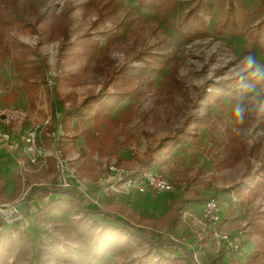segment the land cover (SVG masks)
I'll return each instance as SVG.
<instances>
[{
  "label": "rangeland",
  "instance_id": "374dc122",
  "mask_svg": "<svg viewBox=\"0 0 264 264\" xmlns=\"http://www.w3.org/2000/svg\"><path fill=\"white\" fill-rule=\"evenodd\" d=\"M195 1L155 12L137 0H0V72L10 74L3 85L20 88L16 60L37 79V101L51 109L54 125L74 123V152L98 150L129 171L162 172L172 184L156 195L170 194L163 208L142 206L138 214L121 210L115 194L91 197L97 176L82 170L76 199L87 210L57 190L42 203L33 189L69 190L58 184L52 159L42 176H9L8 185L18 178L15 188L5 190L1 179L0 264H209L222 248L207 227L184 217L199 218L192 208L208 198L227 204L222 224L240 243L217 264H264V51L244 36L213 34L227 0L205 16V37L180 41L174 26ZM243 1L254 11L251 25L264 16L259 0ZM91 96L92 108L82 107ZM176 131L186 139L174 146L166 139ZM32 192L36 202L10 216Z\"/></svg>",
  "mask_w": 264,
  "mask_h": 264
},
{
  "label": "crops",
  "instance_id": "0c3cea01",
  "mask_svg": "<svg viewBox=\"0 0 264 264\" xmlns=\"http://www.w3.org/2000/svg\"><path fill=\"white\" fill-rule=\"evenodd\" d=\"M7 59L8 58H4L3 59L4 62ZM16 68L18 71V75H20L19 89L16 88L11 89V87L3 85V82L8 80L7 77L10 76V74L9 75L5 74L4 71L0 72V120L3 119V117H6L7 115L12 116V119H10V123L8 125V128L12 133L11 140L7 143L0 145V180L1 179L4 180L1 185L4 186L5 190L8 189V186H10L9 188L11 187L15 188L17 185H19V181L17 177H16V182L14 184L8 185L9 182L8 177L11 175L16 176L19 174V172H21L20 173L21 175L24 172L23 175L25 177H27L28 179H33L34 177H36L34 175H36L35 173L37 172H39L38 174L41 176L45 174L49 164L39 171H35L31 165H28V163H26L27 166L25 167L22 165V162L24 161L25 158L21 151L23 133L31 127H37L39 131V141L48 149V151H51L55 146L60 147L64 151V153L67 154L68 158L75 159L79 163L80 171L82 170L87 175H90L92 179L95 175L98 177L95 178V183L93 182V184L91 185V191H89L91 197H96L95 195L96 193L99 194L100 197L106 196L109 193L115 194V197L113 198L112 201H114L118 205H122L121 207H119L121 210H130L138 214H141L142 206L144 208L145 207L151 208L150 206L152 204L154 205L155 208L157 207L163 208L164 205H166V203L164 202L166 198L170 199L169 193L157 197L156 195H162L163 193L153 195V193L151 194V192L137 193L135 191L136 193H132L133 192L132 191L131 194L130 193L128 194L122 191L114 192L110 190L109 184L111 181V177L108 171L104 169L103 164L106 165V163H110V162H115L118 164V162L115 159L112 158L107 159L106 157L99 155V153L97 152L98 150H94L93 153H90L88 156L86 155L81 156L80 155L81 151L74 152V148L72 147V143L70 142L71 138L75 139L76 137L75 132L72 130L73 127L72 124L74 123L69 125V121H64V123H62V120L59 121L58 119V117H60L59 113H57L55 110V114L57 117L56 120L58 119L55 125H57V123L60 122L61 127L60 128L58 127L59 128L58 132L52 131L55 125L51 118V114H50L51 109L47 107V104H45L43 101L42 102L44 104L43 103L41 104L39 101H37L38 97L42 93V91H39L38 93L37 79L35 77L33 78L25 74V71L23 70V68L25 69V67H22L21 64H19V62H16L15 60V62L13 63V69L16 70ZM65 126L67 128H65ZM75 143L77 144V142H74V144ZM74 147H77V145H74ZM70 151H72L73 153H70ZM100 165L103 168L102 170L100 169ZM102 172L103 174L101 175ZM52 186L53 185H44L36 189L38 192V196L39 195L41 196L40 200L42 201V203L45 202V199L53 200L50 196L53 194L54 191L56 192V190L58 192L65 193V195L67 194L65 190L60 191V189H54ZM75 191L77 190L75 189ZM27 195L29 196V203L27 206L28 209V207H30V201L33 200V202H36L34 200L36 196L34 195V192H32L31 195L29 194ZM76 197H77V193L74 197H72L74 200L72 199L71 202L74 205L77 204V202H79L78 204L81 205L83 211L87 210L85 205H83V203H81V201L78 198L76 199ZM220 201H219L220 213L222 216H224L227 212L229 213L227 209L228 206L225 202L222 203V201L221 202ZM231 206L234 211L235 207L233 203ZM200 207L201 205L200 206L195 205V208H192V210H196L197 212L200 213ZM91 210H93L91 212L96 214L110 216L116 218L117 220H122L114 212H111L104 208L102 209L94 206L93 209ZM193 214L191 213L192 215L191 217H194L193 218L194 220L195 216ZM175 222H177L176 219H174V223ZM191 222L194 225H196V223H194L192 220ZM225 224L226 223L221 225V229L232 235L229 230L230 226H228V224L227 225ZM234 238L237 239V237ZM257 250H258L257 246L254 247L249 257H247L248 261H251L253 256H255V254L257 253ZM253 253L255 254L251 256V254ZM211 257H217L218 260L215 263L217 264L220 256L212 255Z\"/></svg>",
  "mask_w": 264,
  "mask_h": 264
},
{
  "label": "built area",
  "instance_id": "2783aa9c",
  "mask_svg": "<svg viewBox=\"0 0 264 264\" xmlns=\"http://www.w3.org/2000/svg\"><path fill=\"white\" fill-rule=\"evenodd\" d=\"M47 73L49 74L46 77L47 85L52 86L55 84L53 73ZM10 119H12V116L7 115L0 120V145L11 140L12 133L8 128ZM21 151L25 157L22 162L24 167L28 163L35 171L41 170L48 165L50 158L53 160L55 175L59 181L58 184L63 188L69 187L68 189H72L71 187H75L77 191L82 190L79 187V163L75 159L68 158L58 146L48 151L39 141L37 127H31L23 133ZM103 167L110 174L111 181L109 188L114 192L122 191L129 193L130 191H136L137 193L151 192L153 194H161L172 189V184L162 172L151 169L129 171L115 162L106 163V165L103 164ZM87 198L90 197L87 196ZM232 200L235 201L237 198L232 196ZM185 212L184 217L192 216L191 213ZM194 222L207 227L209 229L208 231L211 232V236L216 239V243L222 249L232 251L239 249V241L229 233L220 229L222 215L220 213V203L217 199L208 198L205 200L201 204L199 218L195 217Z\"/></svg>",
  "mask_w": 264,
  "mask_h": 264
},
{
  "label": "trees",
  "instance_id": "16d2710c",
  "mask_svg": "<svg viewBox=\"0 0 264 264\" xmlns=\"http://www.w3.org/2000/svg\"><path fill=\"white\" fill-rule=\"evenodd\" d=\"M137 1L141 6L151 8L155 12H163L172 8L177 0ZM215 1L216 0H196L185 13L178 17L176 25L174 26V31L180 41L189 42L192 39H200L207 35L205 16L213 10ZM259 2L260 7L264 8V0H259ZM225 5V9L222 10L213 26V34L218 37L244 36L248 41L255 43L260 50L264 51V16L251 25L254 11L248 10L244 6L243 0H227ZM237 8H239V11ZM95 101L96 97H87L82 101L81 106L91 109ZM78 109L79 107L71 113L74 117L79 112ZM180 131H176L175 134L167 137L170 139L166 140L171 143V145L179 144L182 140L186 139V137H183V139L176 137L181 134ZM261 181L262 180H260V182ZM65 192L71 197L76 195L75 189H69ZM223 250L224 249L219 250L217 256H221ZM254 254L255 253L251 254V256ZM217 260V257H210L209 262L210 264H215Z\"/></svg>",
  "mask_w": 264,
  "mask_h": 264
},
{
  "label": "water",
  "instance_id": "95a60500",
  "mask_svg": "<svg viewBox=\"0 0 264 264\" xmlns=\"http://www.w3.org/2000/svg\"><path fill=\"white\" fill-rule=\"evenodd\" d=\"M28 203H29V196L26 195L25 198L21 202L15 204L10 209V216L14 214H19V215L24 214L26 212Z\"/></svg>",
  "mask_w": 264,
  "mask_h": 264
}]
</instances>
